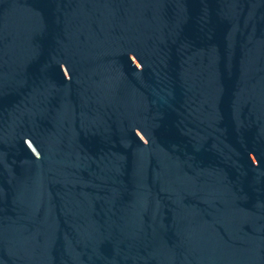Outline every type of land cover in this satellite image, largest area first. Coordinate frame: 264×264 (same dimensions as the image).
Returning a JSON list of instances; mask_svg holds the SVG:
<instances>
[{
  "label": "water",
  "instance_id": "water-1",
  "mask_svg": "<svg viewBox=\"0 0 264 264\" xmlns=\"http://www.w3.org/2000/svg\"><path fill=\"white\" fill-rule=\"evenodd\" d=\"M0 264H264V0H0Z\"/></svg>",
  "mask_w": 264,
  "mask_h": 264
}]
</instances>
